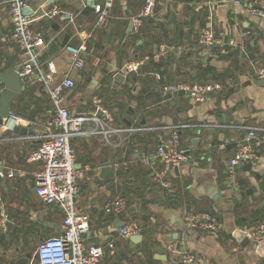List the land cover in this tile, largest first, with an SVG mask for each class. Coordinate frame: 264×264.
Segmentation results:
<instances>
[{
    "label": "crops",
    "instance_id": "crops-1",
    "mask_svg": "<svg viewBox=\"0 0 264 264\" xmlns=\"http://www.w3.org/2000/svg\"><path fill=\"white\" fill-rule=\"evenodd\" d=\"M101 1L28 0L30 27L41 34L40 61L44 66L52 62L54 80L68 74L75 82L65 94L69 111L88 113L94 96L105 97L118 118L115 125L136 128L106 137L92 132L95 124L86 121L87 132L70 138L77 165L89 168L78 181L77 194L90 222L85 243L102 246L101 264H177L169 243L191 252L195 264H264V235L246 243L240 235L264 220V83L253 75L254 67L264 64V16L230 0H154L136 31L131 22L143 0H114L105 23L96 27L93 7ZM10 26L7 0H0V70L19 61L18 46L8 41ZM208 26L217 41L203 46L198 36ZM82 42L84 65L78 68L65 46ZM129 61L137 63L136 70L123 72ZM119 72L123 82L113 78ZM176 80L218 83L220 89L208 91L202 100L162 90ZM28 88L11 101L10 111L33 132L0 127V169L14 171L0 178L5 214L0 264H37L38 243L62 230L60 207L44 203L37 194L31 171L39 162L27 160L52 105L40 84ZM172 127L178 128L188 158L169 167L155 150ZM251 128L262 135L259 157L250 171L238 165L232 180L225 172L227 160ZM133 148L148 156L149 163L131 159ZM124 160L129 161L114 177L112 163ZM106 164L110 170L101 175ZM162 170L167 187L153 181ZM114 193L126 197V207L107 213L105 201ZM195 209L214 212L218 231L186 228L183 214ZM129 220L140 223V238L116 236ZM109 240L113 247L107 246ZM24 254L28 256L19 262Z\"/></svg>",
    "mask_w": 264,
    "mask_h": 264
},
{
    "label": "built area",
    "instance_id": "built-area-1",
    "mask_svg": "<svg viewBox=\"0 0 264 264\" xmlns=\"http://www.w3.org/2000/svg\"><path fill=\"white\" fill-rule=\"evenodd\" d=\"M114 0H102L94 4L96 19L94 25L102 26L109 14ZM234 5H244L251 14L264 16V0H230ZM154 0H143L142 7L137 17L132 18L134 29L139 31L143 25V18L149 15ZM28 0H7L8 13L11 26L8 41L19 48V61L17 72L20 75L22 85L40 84L47 93L52 105V112L41 123V131L36 134L38 145L27 155V160L39 162L37 168L31 171L35 181L37 194L46 204H55L60 207L62 217V230L57 235L43 238L37 245V264H101L100 256L103 253L99 244H86L84 236L89 231L90 222L87 213L81 210L77 204L78 181L89 169L87 165L79 166L76 163V155L70 138L82 135L86 121H92L98 132L109 135H120L122 132L133 133L134 127H119L115 125V114L102 102L99 96L93 97L94 108L88 113L71 112L66 107L65 94L75 85L72 77L65 74L61 79L54 80L52 74V62L45 66L39 59L41 34L30 27L29 15L24 12L28 6ZM217 41L213 27L208 26L198 36L199 44L210 46ZM78 68L84 65L81 54L86 51V45L82 42L78 46L66 45ZM137 63L129 61L125 64L126 71L136 70ZM253 75L257 79H264V64H258L253 69ZM220 89V84H208L199 82H187L176 80L166 83L162 90L167 94H175L179 90H186L195 99L202 100L208 91ZM21 119L12 111L5 120L0 121L3 130H12L20 124ZM125 140V138H123ZM128 141V140H127ZM262 144V135L255 129L248 130L246 136L235 148L227 160L225 172L232 179H236L237 166L250 162L252 165L258 159V150ZM157 157L163 162L179 165L188 158V151L180 146V134L177 127H172L169 134L162 139L155 150ZM131 159L140 160L144 164L149 163L148 156H142L137 148L132 149ZM129 160L115 161L112 163L113 174L116 177L122 164ZM6 175L12 176L14 171L8 169ZM0 169V178L5 175ZM165 171L154 173L153 181L162 186H169V182L163 178ZM2 195L0 193V227L4 226L5 214L2 207ZM127 199L121 193L110 195L105 201L104 211L107 213H120L126 207ZM183 220L186 228L216 232L219 221L214 212L207 209H195L185 211ZM250 229V230H248ZM140 231V223L136 220L124 222L117 230L116 236L126 238ZM245 236L251 239H260L264 235V220L254 228H246ZM108 247H113L114 242L109 240ZM167 249L177 253V264H195V256L189 251H180L174 243H169Z\"/></svg>",
    "mask_w": 264,
    "mask_h": 264
},
{
    "label": "water",
    "instance_id": "water-1",
    "mask_svg": "<svg viewBox=\"0 0 264 264\" xmlns=\"http://www.w3.org/2000/svg\"><path fill=\"white\" fill-rule=\"evenodd\" d=\"M24 12L27 14V15H30L32 13V9L28 6H26L24 8ZM133 23L131 22V25ZM215 45V44H213ZM17 69H18V64H15L13 66H10V67H6L2 70H0V85H1V88H0V120H5L7 117H8V114L10 112V103L11 101L17 96V94L22 90V84H21V80H20V75L18 74L17 72ZM126 68L125 66L122 68V71L125 72ZM113 78L115 80H119L121 82L124 81V77L122 76V73L119 72L117 74H115L113 76ZM258 83H264V79H258L257 80ZM178 92H181V93H189L188 91L186 90H179ZM210 93V91L208 92ZM129 122L127 121V124ZM12 131L14 133H19V134H25V133H29L31 134L33 131L31 129H28L27 127H23L21 125H15L12 129ZM169 167H172L173 165L172 164H168ZM174 167V166H173ZM242 168L250 171L252 169V165L250 162H246L243 164ZM110 170V165L109 164H106L102 170H101V175H104V174H107L108 171ZM255 176L258 178V173H255ZM251 191L250 188H248L245 193ZM244 194V192H242V195ZM11 222L8 220L6 222V225L10 224ZM241 237H242V241L244 243L248 242L249 240L250 241H254V242H257L259 239H251V238H248L247 236H245V233L244 231L241 232ZM135 236L134 238H140L141 235L140 234H135L133 235ZM179 250H183V246H180L179 247ZM157 252L163 254L164 253V249L162 246H158L157 247ZM28 256V254H24V256L22 258H20V260H18L19 262L20 261H24L26 259V257ZM166 256H158L157 259H162V258H165Z\"/></svg>",
    "mask_w": 264,
    "mask_h": 264
},
{
    "label": "trees",
    "instance_id": "trees-1",
    "mask_svg": "<svg viewBox=\"0 0 264 264\" xmlns=\"http://www.w3.org/2000/svg\"><path fill=\"white\" fill-rule=\"evenodd\" d=\"M143 23H144V20H143ZM141 29V28H140ZM28 86L29 85H23V87H22V90H21V92L18 94V98H16V100H19L20 98H22L25 94H27V92L29 91V88H28ZM106 91H104V93H105ZM47 94V93H46ZM105 94H107V92L105 93ZM107 95H109V94H107ZM48 96V95H47ZM111 95H109L108 97H110ZM49 98V97H48ZM101 99H102V102L110 109V104H109V102H108V100L109 99H106L105 97L103 98V97H101ZM13 107V106H12ZM15 110H16V112H18V110L16 109V107H15ZM29 117H32L31 115H28ZM118 120V118H116V116H115V118H114V121H117Z\"/></svg>",
    "mask_w": 264,
    "mask_h": 264
},
{
    "label": "rangeland",
    "instance_id": "rangeland-1",
    "mask_svg": "<svg viewBox=\"0 0 264 264\" xmlns=\"http://www.w3.org/2000/svg\"><path fill=\"white\" fill-rule=\"evenodd\" d=\"M252 165V164H251Z\"/></svg>",
    "mask_w": 264,
    "mask_h": 264
}]
</instances>
